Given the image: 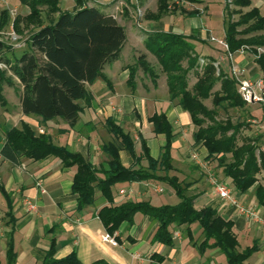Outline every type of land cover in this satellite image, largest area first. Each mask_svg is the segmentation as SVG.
<instances>
[{
	"label": "crops",
	"instance_id": "0c3cea01",
	"mask_svg": "<svg viewBox=\"0 0 264 264\" xmlns=\"http://www.w3.org/2000/svg\"><path fill=\"white\" fill-rule=\"evenodd\" d=\"M103 1L100 5L106 6ZM114 1L116 10L121 8L120 15L115 19L125 29L126 43L119 59L103 68V78L87 85L90 99L88 102L78 101L81 111L76 124L70 127L61 119L43 121L36 116L23 115L20 106L21 86L18 80H13V87H1L5 105L0 104V150L5 142V132L12 128L19 129L25 124L37 134L49 136L56 146L80 154L92 167L108 169L110 158L103 151V146L114 141L106 128V121L110 119L130 136L136 158L142 156L140 139H143L150 157L158 160L164 151L166 139L163 134L153 133L149 120L153 115L162 114L173 130L170 147L173 170L169 175L190 183L188 193L195 197L196 209L212 205L217 207L222 218L234 223L239 250H243L239 235L248 230L256 232L255 223L246 221L215 195L207 178L208 172L211 173L213 169L206 159V149L201 143L193 142L195 128L189 114L169 100L166 75L146 49L145 41L149 34L156 33L190 37L192 39L189 41L200 57V65H204L202 58L210 57L218 71L232 77L231 68L234 67L240 73L238 80L246 81L261 79L256 58L258 54L264 55V47L256 48V55L247 46L227 53L223 47L211 41V38L224 40L225 21L228 19L224 0H213V3H217L213 11L208 0H199V3L180 2L179 5L169 0L167 10L161 14H158V0H134L137 11L138 4H144V13L139 19L132 14V0ZM231 1L227 0L231 11L246 13L257 8L260 15L264 16V0H249L250 6L245 8L235 7ZM175 7L179 9L174 10ZM192 11L197 14L190 15ZM157 15L158 18H153ZM238 17V14H233L231 19L236 21ZM24 43L23 46L19 45V49L25 47ZM140 55L145 56L146 62L157 75L156 79L137 67ZM197 72L200 73V69ZM131 75L134 76L133 80L130 79ZM196 80L197 74L191 72L189 88ZM219 88L217 84L214 90ZM193 152L198 154L206 168L192 159ZM118 154L124 167L130 168L136 164L135 158L123 147H119ZM139 165L145 167L147 163L141 160ZM75 173V167H63L60 160L54 157L37 162L21 158L17 164H13L3 160L0 155V186L8 195L6 198L0 192V264H6L9 243L15 253L14 264H42L51 248L53 258L62 259L73 253L81 264L101 260L108 264H227L225 257L221 253L220 257L219 251L215 249L199 253L177 230L173 233V246L154 243L158 224L142 214H136L132 224L124 222L119 226L114 233L117 245L104 242L103 236L107 232L98 218L100 209L127 201L148 202L158 207L175 205L179 200L173 190L165 197L162 196L165 192L158 194L150 188V184L161 187L163 183L160 182H122L111 187L109 199L96 190L93 203L78 209L77 195L71 191ZM98 176L103 177L101 173ZM228 180L232 187L231 180ZM238 199L244 205L248 201L240 196ZM25 201L36 205L35 213L26 211ZM256 209L264 216L263 209ZM262 230L263 239L254 242L258 245L259 253L256 257L252 255L246 264H264ZM200 238L201 235L195 241ZM154 256H160L162 262L158 263Z\"/></svg>",
	"mask_w": 264,
	"mask_h": 264
},
{
	"label": "trees",
	"instance_id": "16d2710c",
	"mask_svg": "<svg viewBox=\"0 0 264 264\" xmlns=\"http://www.w3.org/2000/svg\"><path fill=\"white\" fill-rule=\"evenodd\" d=\"M27 8L28 14L23 18L28 24H35L25 41V47L18 58L12 49L0 39V104L5 105L1 87L14 86L13 78L21 86L20 106L25 116H36L43 121L61 119L70 127L78 121L81 111L78 101L88 102L90 96L87 85L103 78L102 70L119 59L126 43L124 27L119 25L110 7L89 6L88 0H73V12L62 11L59 0H19ZM179 2L199 3V0H178ZM225 21L224 41L229 53L240 48L250 47L256 55V48L264 47V16L257 8L246 13L231 11L230 4L224 0ZM169 0H158L159 13L167 10ZM231 5L238 8L250 6L249 0H232ZM179 8L175 7L174 10ZM181 12L186 13L184 10ZM197 14L196 11L189 13ZM238 14L236 21L232 15ZM3 26L7 10L0 13ZM45 15L47 22H44ZM154 16L153 18H158ZM20 18V17H19ZM174 33L149 34L145 46L155 57L163 74L166 75L168 97L187 112L191 123L197 130L193 133L194 144L201 143L207 152V161L211 168L222 169L224 177L231 180L233 190L239 195L253 191L256 205L264 210V145L263 135L242 137L238 145L240 132L247 129L246 121L231 125L213 122L212 113L203 104L211 99L213 108L236 109L247 112L246 104L238 93V84L231 76L218 71L214 60L202 58L194 51L189 40ZM11 50V52H9ZM185 64V66H184ZM256 64L261 71L264 82V55H258ZM137 67L156 79V73L146 62L145 56L137 59ZM200 69V73L197 71ZM197 74L195 84L189 88L190 74ZM10 73V75H8ZM134 76L131 75V80ZM219 84L220 88L213 91ZM264 98V96H263ZM262 105V116H264ZM216 112V111H215ZM209 117L212 125L199 129L198 116ZM252 117L257 118L254 114ZM154 134H163L166 144L161 157L154 160L143 139H140L142 156L135 157L134 143L130 136L113 120L106 121L108 133L113 142L103 146L109 156L108 169H96L77 153H70L64 147L56 146L51 138L39 135L29 126L22 124L19 129L12 128L5 132V142L0 150L3 160L17 164L21 158L34 162L54 157L63 167H75L71 191L77 195V208L83 209L93 203L94 193L98 190L102 196L111 197V187L122 182H160L169 186L177 199L175 205L152 206L148 202L127 201L118 206H107L99 210L98 218L105 231L113 235L122 223L132 224L136 214L148 216L158 224L153 242L164 246H173L174 231H180L199 253L205 249L219 251L227 264H246L247 260L258 250L257 243L239 250L234 223L222 218L217 207L212 205L196 209L194 196L189 195L190 183L169 175L173 170L170 157L172 127L162 114L150 118ZM231 132L229 135L228 133ZM118 143L136 160L133 167H124L119 160ZM143 160L145 167L139 165ZM102 174L100 178L98 174ZM258 175H262L261 182ZM0 192L8 198L0 186ZM198 223L201 227L200 241H193L191 225ZM6 264L15 263V253L11 243L6 252ZM162 262L160 256H154ZM42 264H81L75 254L62 259L53 258L52 248ZM92 264H108L96 261Z\"/></svg>",
	"mask_w": 264,
	"mask_h": 264
},
{
	"label": "rangeland",
	"instance_id": "374dc122",
	"mask_svg": "<svg viewBox=\"0 0 264 264\" xmlns=\"http://www.w3.org/2000/svg\"><path fill=\"white\" fill-rule=\"evenodd\" d=\"M88 1H90L89 6L96 5V6H101V7H110V9L114 10L113 14L115 18L120 15L119 10H121V8H119V10L118 9L116 10V4L114 3L115 2L114 0H104L103 2H105L106 6L100 5V2L102 3V0H94L95 2L93 0H88ZM132 1L134 5V8L132 9L133 11L132 14L136 17V19H139L140 15L144 13V9H143L144 4H138V11H137L135 7L136 4L134 0ZM208 2H210L209 4L211 6L212 11L214 10V8L216 9L217 3H213L214 2L213 0H208ZM58 5L62 11L73 12V9L75 8V4L73 0H59ZM153 5H155V1H153ZM2 10H7V17L5 20V24L3 26H1L0 24V39L7 46H9L10 49H12L13 56L15 58H18L21 55L22 50L24 49V48L19 49V45L23 46V43L26 41L31 31L34 30L36 25L28 24L26 23V21H24L23 18L28 14V10L20 4L19 0H0V13L2 12ZM45 17L46 16L43 15V20L44 22H47V19ZM0 19H1V15H0ZM9 52H11V50ZM8 75H10V73H8ZM13 80L15 81L16 79L13 78ZM215 90L213 89V91ZM203 104H204V107L208 111H210L211 113L213 112L212 119H213V122L215 123L223 125L227 123V120L228 122L230 121L231 125H235L239 121L247 122V125H249L248 128L243 129L240 132V139H238V142H237L239 146L241 145L242 137H247V136L254 137L256 135H263L264 137V116H262V111H263L262 105L264 106V104L246 105L247 112H242L236 109L213 108L211 99L204 100ZM0 112L2 113V110H0ZM252 114L257 116V118L252 117ZM198 119L200 121L199 129L207 128L212 125V122L209 119V117L200 115L198 116ZM194 130H197V128H195ZM228 134L230 135L231 132H229ZM261 150L264 152V145L262 146ZM212 172L214 173V176L218 180L223 181V182L226 180L225 181L226 184L229 185V180L228 178L224 177L222 173V169H214L212 170ZM257 178H258V181L261 182L262 175H258ZM161 187L164 189V192H165L162 196L166 197L168 193L169 194L173 193L172 189L169 186L161 184ZM240 197L243 200L244 199L248 200L246 205L257 207L253 191L250 190L247 193L241 195ZM175 200L177 201V199ZM223 203H226V202L223 201ZM254 226H255L256 232H252L251 230H248L239 235L240 247L242 249L246 247H251L254 244V242L258 243V240L261 241L263 239L262 226L258 224H255ZM191 233H192L193 241H195L196 238H198V236L201 235V227L198 223H194L193 225H191ZM187 240L189 241L188 238ZM205 251L210 252L214 250L206 248ZM258 253L259 252L256 251L253 254V256L256 257ZM218 255H221L220 252ZM220 257H222V255Z\"/></svg>",
	"mask_w": 264,
	"mask_h": 264
},
{
	"label": "built area",
	"instance_id": "2783aa9c",
	"mask_svg": "<svg viewBox=\"0 0 264 264\" xmlns=\"http://www.w3.org/2000/svg\"><path fill=\"white\" fill-rule=\"evenodd\" d=\"M174 4L179 5L180 2L178 0H174ZM211 41L216 42L219 46L223 47V49L228 53L227 45L224 40H216L214 38H211ZM231 75L233 79L237 82L238 93L246 105L264 104V82L261 79L256 80L254 82L238 80L240 73L234 67L231 68ZM191 157L193 160L198 162L203 168H206V165L204 164L202 159L199 158L196 152H193ZM207 178L209 183L211 184L215 195L220 200L228 203L238 213V215L243 217L246 221L258 224L264 229V216L259 213L256 207L240 203L238 199L239 196L232 189V187L226 184V182L218 180L212 173L208 172ZM150 188L158 194L164 192V189L162 187L157 186L156 184H150ZM25 207L28 213L36 212V205L30 201H25ZM103 241L109 243L112 246L117 245V242L115 240V234L110 235L106 233L103 236Z\"/></svg>",
	"mask_w": 264,
	"mask_h": 264
}]
</instances>
